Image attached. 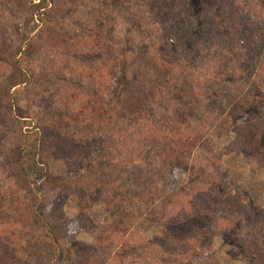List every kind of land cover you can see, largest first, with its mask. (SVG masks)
Returning <instances> with one entry per match:
<instances>
[{"label": "trees", "instance_id": "1", "mask_svg": "<svg viewBox=\"0 0 264 264\" xmlns=\"http://www.w3.org/2000/svg\"><path fill=\"white\" fill-rule=\"evenodd\" d=\"M74 1L0 0V18L8 10L30 17L28 34L19 39L22 45L15 52L10 50L9 25L0 21V57L12 62L8 70L0 61V80L8 79L0 81V107L17 96L36 106L34 131L22 147L32 182L29 200L45 185L58 182L51 180L40 158L47 150L86 166L76 176L63 178L50 202L51 214L45 205L34 208L32 218L43 233L23 214L21 178L11 168L14 184L9 192L0 191V264H144L123 260L122 254L131 249L128 221L151 193L158 201L157 213L163 215L162 225L178 226L179 220L203 225L197 233L201 245L212 241L213 231L230 238L241 221L235 239L247 242L238 244V251L249 264H264V209L253 213L237 195L210 184L217 180L212 165L216 155L207 140L220 134L229 120L243 116L232 145L251 149V134L258 144L264 141V91L256 90V78L264 81V13L256 10L254 0H91L83 13L74 5L78 16L82 13L76 19L81 34L69 41L67 32L62 31L61 39L50 25L53 16L70 11ZM45 11L51 12L46 16ZM146 33L153 40L140 44L136 38ZM64 41L71 47L61 49ZM201 47L219 49L224 58L203 59ZM42 56L49 59L52 77L34 67L33 57ZM240 73L254 77L249 90H222L219 100L216 83L222 78L232 86ZM227 75L230 80H225ZM2 157L6 171L13 159ZM177 174L188 179L186 188L179 187ZM105 178L111 182L102 193L99 180ZM72 195L84 214L104 196L107 216L95 242L64 248L60 240L69 218L63 208ZM156 211L153 208V216ZM244 220L257 228L246 234ZM89 225L80 224L83 230ZM55 249L57 256L51 260ZM194 253L205 259L209 254Z\"/></svg>", "mask_w": 264, "mask_h": 264}, {"label": "rangeland", "instance_id": "2", "mask_svg": "<svg viewBox=\"0 0 264 264\" xmlns=\"http://www.w3.org/2000/svg\"><path fill=\"white\" fill-rule=\"evenodd\" d=\"M85 1L87 2L83 3ZM90 1L91 0H75L72 3L70 11L63 13L59 12L60 15H55L56 18L53 16L54 22L50 27H54L59 32L58 35L62 37L61 39H63L62 31L68 33L65 40L69 41L77 37L78 34H81L76 19L90 8L92 3V1ZM254 3L256 4V10L264 13V1L254 0ZM75 4L80 5L83 10L79 16V13L75 10ZM50 12L51 11H45V15L48 16ZM96 15L97 14L94 15L95 22L99 19L96 18ZM106 15L107 13H103L100 22L103 25L106 24ZM109 16V22H111V11ZM3 17L0 18V21L9 25V31L12 33L9 37L11 38L10 50L15 52L21 48L20 46L22 45L19 39L25 38L28 34V31L25 29L30 17L26 12H11L9 10ZM56 21H58V23ZM262 25L264 24L261 23V26ZM127 31L129 34L135 33L134 29L132 31ZM145 35L146 36H138L136 40L138 39L140 44H144L145 42L150 43L153 38L147 37V33ZM36 44L38 45L39 43L36 42ZM209 44L211 43L209 42ZM61 46H63L61 49L71 47L70 43H66V41H64ZM199 50L203 55V59L208 58L207 60L215 61L221 57L222 59L224 58V53L214 47L211 49H203V47H201ZM10 54L12 56V53ZM3 58H7L5 54L3 55ZM33 59L36 60L34 67H39L41 70L47 71V78L52 77L47 67L49 59L47 60L44 56L33 57ZM43 59L46 64L43 63ZM91 59H97V55H94ZM0 61L7 66L8 70L11 69L12 62L6 64L5 60L1 57ZM32 61L31 58L30 63ZM28 73L29 75H32L33 71L30 69ZM233 73L234 72L232 71L231 74ZM242 74L243 73L237 74L240 77L237 81H235L234 76V80L232 81L234 85L232 86L229 85V83H224V79L221 78L214 87V95L220 100L221 96L219 95L222 94V90L228 91L230 88H234L239 91H248L251 80L254 77L251 75V77L248 76L247 78H244ZM39 76L41 77V75ZM256 79L260 82V88H257L256 90L259 92L264 91V81L259 78ZM6 80L8 79L2 78L0 81L4 82ZM225 80H230V77L225 76ZM13 90H15L16 95L18 89L15 88ZM165 92L166 90H160L161 95L165 94ZM35 111L36 106L25 96H17L13 99L7 98L5 99L4 107H0V154L3 156L2 159L5 156H9L13 159L11 166L6 171H4V169H2L3 166L0 165V191L1 194L9 192L14 184L13 175L16 173L20 175L21 185L23 186V214L27 216L29 220L31 219L30 222L32 226L37 224L32 218L34 216V208H37L38 206L41 208L45 205L46 212L51 214V208L53 207V204L51 205L52 198L54 192L61 188V181H64L63 178L76 176L86 168V166L82 162L80 163L79 160L66 161L61 158H56L53 154V149L47 150L40 155V158L42 163L47 166L51 180L53 179L58 182L45 185L40 191L34 194L32 200H29L27 192L32 182L26 170L27 158L26 155H23L22 147L27 144V134L34 131L35 120H33L32 117L34 116ZM242 117L243 116L233 119V122L229 120V123L223 126V129L221 128L220 134L214 135L212 138H210V136L207 138L209 145H211L210 150H212L214 156L216 155L217 161L212 163L214 166L213 171L217 176V180L214 182L210 181V184H215L220 190H226L232 192L233 195H237L236 197L240 199L243 206L254 213L264 209V141L260 140L258 144L259 139L254 134H251L249 138H251L250 141L254 145L251 149L245 150L241 146L232 145L237 136L236 127L243 125L239 124V119H242ZM244 119L243 122H246V118ZM11 168L15 169L14 174L10 173ZM211 172L212 169L209 168V173ZM180 174H177V183H180L179 187L186 188L189 181L186 177L184 178ZM221 175H223V177H220ZM110 179L111 178H105L102 181L99 180L101 186L98 187V189L101 190L102 193L104 192L103 186L107 183L109 184L111 182ZM184 179L186 180L182 182ZM168 190L169 189H167V192ZM170 190L173 191V189ZM185 192L188 191L185 190ZM134 193L135 192H133V195ZM153 196H155L154 193L147 194L145 199H142V202L138 204L139 209L134 220L131 222L128 221L127 227L125 226L126 230H129L130 232L128 246H131V249L122 254L123 260L126 259L129 262L130 260L140 259L145 262L144 264L149 262H155L154 264H249L244 255L238 251L237 247L238 244L247 241L238 236H236L235 239V235H237L239 228L242 226L241 221L238 222V229L231 232L229 236L230 238H233L232 240L230 238H222L218 232L213 231L212 241L209 240V243L206 242V244L201 245L197 233L203 228V225L189 222L181 223L180 220V223H176L178 226H172L169 224L162 225L160 218H162L163 215L157 213L158 201L157 199L152 200ZM103 199H99L98 202L91 206L90 211L87 214H84L78 207V197L76 195L70 197L68 204L63 208L65 215L69 219L64 225L65 227L60 240L62 247L67 248L72 246L73 243H78L80 241L85 243L96 241V236H98L99 233L98 227L102 225L107 216L106 205L104 204ZM6 206H9V204H6ZM153 208L156 211L154 216L152 215ZM20 216L21 215H18V218ZM260 221H264V216L260 218ZM81 223H84L85 225L91 224L89 225L91 228H89V230H83L80 226ZM252 223L244 220L243 232L245 230L247 234L250 228H257L252 225ZM35 226L39 232H44L40 226ZM92 228L93 231H91ZM42 233L40 234L43 235ZM151 244L152 248L150 251L148 249V251L144 252V247H149ZM123 245H125V240L120 242L119 248ZM57 250L58 249H55L52 252L51 260H53L54 257L56 258ZM196 250L199 252L200 250H205V253H209L207 259L201 257L202 255H196L194 253L198 252Z\"/></svg>", "mask_w": 264, "mask_h": 264}]
</instances>
